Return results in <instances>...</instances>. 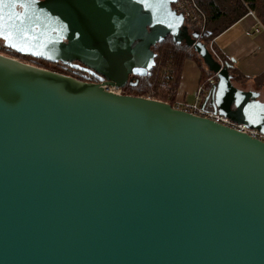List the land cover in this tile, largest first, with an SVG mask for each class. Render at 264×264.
<instances>
[{"label": "water", "instance_id": "water-1", "mask_svg": "<svg viewBox=\"0 0 264 264\" xmlns=\"http://www.w3.org/2000/svg\"><path fill=\"white\" fill-rule=\"evenodd\" d=\"M2 1L9 24L19 5L24 15L39 13L22 24L47 26L41 8L60 0ZM174 1L65 6L96 10L99 20L115 13L96 49L138 39L144 70L150 46L170 35L216 73L201 107L264 127L259 92L233 84L229 64L212 58L171 9ZM84 33L76 30L72 47L90 38ZM230 106L248 124L226 115ZM0 264H264V141L169 102L0 53Z\"/></svg>", "mask_w": 264, "mask_h": 264}, {"label": "flooded vegetation", "instance_id": "flooded-vegetation-1", "mask_svg": "<svg viewBox=\"0 0 264 264\" xmlns=\"http://www.w3.org/2000/svg\"><path fill=\"white\" fill-rule=\"evenodd\" d=\"M35 1L45 3L46 0ZM66 1L68 0H60L56 6L53 5V2H46V6L41 8L44 21L48 20L45 22L47 26L42 25L43 22L39 18V22L22 24L24 18L31 17L34 12L29 13V16L24 15L23 8L19 5H14V21L9 24L1 17L2 14H5L6 2H0V53L79 80L99 84L105 89L113 86L124 94L133 95L135 91L144 88V84L149 82L151 76L160 69V58L166 49L183 48L185 51L194 52L191 48L176 43L168 35L163 41L150 46L146 67H151L144 70L140 66L141 56L137 53L139 48L136 45L141 43L138 39L133 40L130 44L126 43L130 39L120 42L114 45L113 49L105 47L96 49L102 42L100 34L103 37H108L110 31L106 20L116 16L115 13L110 11L106 20H99L96 10L95 12L86 10L87 13L81 10L76 12L69 9L68 5L65 6ZM181 1L183 0L172 2L171 9L182 13L178 9ZM57 5H60V10ZM37 14L39 13L35 15L37 16ZM51 21L59 24L62 28L60 29L56 25L48 26ZM184 24L190 31H198L197 25L189 18H184ZM82 27L87 30V33L84 34H88L90 38L84 40V44L74 43L72 47L73 35L77 29ZM199 40L203 42L202 34H200ZM84 46L93 52L89 59H85L81 55L80 49ZM75 47H79V49L76 50ZM194 53L196 54V52ZM108 73L119 81H123L124 85L116 86L117 80L107 78L106 74ZM150 88L149 85L145 88L147 95H153L155 92L152 89L148 91Z\"/></svg>", "mask_w": 264, "mask_h": 264}, {"label": "crops", "instance_id": "crops-1", "mask_svg": "<svg viewBox=\"0 0 264 264\" xmlns=\"http://www.w3.org/2000/svg\"><path fill=\"white\" fill-rule=\"evenodd\" d=\"M212 45L233 65L236 72L248 77L244 84L232 78L233 84L244 90L258 91L260 99L264 101V25L255 12L249 9L239 20L212 38ZM199 80L197 62L186 58L177 86L172 92L173 105L183 107L184 104L193 103Z\"/></svg>", "mask_w": 264, "mask_h": 264}, {"label": "trees", "instance_id": "trees-1", "mask_svg": "<svg viewBox=\"0 0 264 264\" xmlns=\"http://www.w3.org/2000/svg\"><path fill=\"white\" fill-rule=\"evenodd\" d=\"M197 6L204 14V30L203 42L205 45L221 33L227 27L235 23L242 16H244L249 9L253 10L256 16L264 25V0H194ZM197 28L199 26L197 25ZM217 52V51H216ZM219 57L224 61V64H229L226 67L227 73L234 79V81L244 84L248 77L236 72L233 65L230 64L224 56L217 52ZM212 58H216L211 54ZM186 58L193 59L197 62L200 68L199 85L208 91L214 83H209L207 78L213 73L209 72L202 59L194 52L185 51L183 48L166 49L160 58V69L144 84V88L137 90L133 95H146L145 88L153 87L154 94L152 98L168 101L173 105V90L176 88L178 79L180 77L182 63ZM160 70V72H158ZM216 78V77H215ZM208 106V107H207ZM206 109L212 110L209 104H206Z\"/></svg>", "mask_w": 264, "mask_h": 264}, {"label": "built area", "instance_id": "built-area-1", "mask_svg": "<svg viewBox=\"0 0 264 264\" xmlns=\"http://www.w3.org/2000/svg\"><path fill=\"white\" fill-rule=\"evenodd\" d=\"M178 9H180L184 15V17L189 18L191 21H193L196 25L199 26L198 32L199 34L203 35V30H204V14L200 10V8L197 6L196 2L194 0H183L179 3ZM209 52L216 58V61L220 64V67L224 66V61L219 57L218 53L216 50L213 48L212 45V39L209 40V42L206 44ZM216 73L213 75L209 76L207 78V81L209 83H214L216 80ZM109 91L115 92V93H122L120 89L111 86L110 88H106ZM204 89L199 85L197 89L195 90V100L191 104H184L183 107H180L179 104L173 105L177 108H181L185 111H188L190 113H193L195 115L203 116V117H208L210 119H213L217 122H220L222 124L229 125L231 127H234L238 130L245 131L249 133L250 135L257 137L261 140L264 141V134L259 132L256 129L253 128H247L243 124L235 123L232 120H230L228 117L220 115L218 113H213L212 110H208L206 108L201 107L200 101L202 97L205 95ZM150 97V96H148ZM168 102V101H166Z\"/></svg>", "mask_w": 264, "mask_h": 264}, {"label": "rangeland", "instance_id": "rangeland-1", "mask_svg": "<svg viewBox=\"0 0 264 264\" xmlns=\"http://www.w3.org/2000/svg\"><path fill=\"white\" fill-rule=\"evenodd\" d=\"M26 62V61H25ZM28 63V62H27ZM154 90L153 89V87H151L148 91H150V90ZM124 94V93H123ZM142 96H150V97H152L151 95H142ZM228 114H226V115H228V116H230L231 118H233V119H235V120H240V121H243L245 124H248V121H247V119L243 116V115H239V114H237L236 112H235V108H234V106H230L229 108H227L226 110H225ZM258 129V127L256 128V130ZM258 130H260L261 132H263L264 133V127L263 126H261V128H259Z\"/></svg>", "mask_w": 264, "mask_h": 264}]
</instances>
